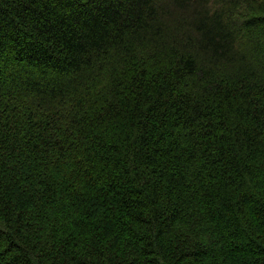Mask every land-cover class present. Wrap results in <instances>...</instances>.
<instances>
[{
	"label": "trees",
	"instance_id": "1",
	"mask_svg": "<svg viewBox=\"0 0 264 264\" xmlns=\"http://www.w3.org/2000/svg\"><path fill=\"white\" fill-rule=\"evenodd\" d=\"M0 264H264V0H0Z\"/></svg>",
	"mask_w": 264,
	"mask_h": 264
}]
</instances>
